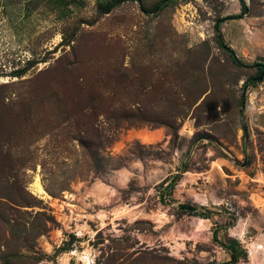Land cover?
<instances>
[{
	"label": "rangeland",
	"instance_id": "1",
	"mask_svg": "<svg viewBox=\"0 0 264 264\" xmlns=\"http://www.w3.org/2000/svg\"><path fill=\"white\" fill-rule=\"evenodd\" d=\"M160 1L0 0V264H264V0Z\"/></svg>",
	"mask_w": 264,
	"mask_h": 264
},
{
	"label": "trees",
	"instance_id": "2",
	"mask_svg": "<svg viewBox=\"0 0 264 264\" xmlns=\"http://www.w3.org/2000/svg\"><path fill=\"white\" fill-rule=\"evenodd\" d=\"M107 1H108L109 6H108L107 9H105L103 11V13H108L113 7H116V6H118L119 4H121V3L125 2V1H137V0H107ZM239 2L241 4V15H243L244 13H246V6L243 3V0H239ZM168 3H169V0H162V1L158 2V3H156L151 9H149V10H145L144 9V10H145V12H151L153 14H156V13L161 12L167 6ZM241 15H235V16L229 17V18L230 19H238V18H241ZM220 21H218V23ZM215 31L217 32L216 42H217L219 48L228 53V55L230 56L232 62L235 65L243 66L242 63L236 58L234 51L223 42L222 36L219 33V24L216 25ZM250 67H255L258 70V75H257L256 78L259 81H263V79H264V64L263 63H254ZM255 80H256L255 78L249 79L248 81H246L244 83V87L248 86V84H251V85L256 84ZM129 117L130 116L124 117L123 121H127L129 119ZM139 119H140V117H139ZM224 248H225L226 252L230 256V263L229 264H234L237 261V255H236V253H235V251L233 249V246L229 245V246L224 247Z\"/></svg>",
	"mask_w": 264,
	"mask_h": 264
},
{
	"label": "bare ground",
	"instance_id": "3",
	"mask_svg": "<svg viewBox=\"0 0 264 264\" xmlns=\"http://www.w3.org/2000/svg\"><path fill=\"white\" fill-rule=\"evenodd\" d=\"M36 187H37V189L40 188V187H38V185H37ZM73 254H75V253H73ZM84 255H85V258H84L83 260H84L85 263L87 264L88 261H89L88 252H84Z\"/></svg>",
	"mask_w": 264,
	"mask_h": 264
}]
</instances>
